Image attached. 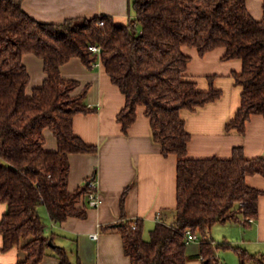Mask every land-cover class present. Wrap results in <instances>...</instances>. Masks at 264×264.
Returning <instances> with one entry per match:
<instances>
[{
    "label": "trees",
    "instance_id": "trees-1",
    "mask_svg": "<svg viewBox=\"0 0 264 264\" xmlns=\"http://www.w3.org/2000/svg\"><path fill=\"white\" fill-rule=\"evenodd\" d=\"M23 0H0V219L1 251L19 248L23 257L15 264H39L52 255L59 264L73 262L66 249L46 235L39 207L45 206L52 222L70 216L86 218V184L69 191L71 153H95L73 131L78 113L94 112L88 106V85L75 93L78 82L64 78L60 67L79 58L91 68L99 61L111 82L124 94L125 103L116 115L124 132L144 107L152 138L164 156H176V206L170 218L157 220L144 238V224L133 228L120 197V221L102 226L122 237L124 253L132 264H188L201 258L204 264H220L216 250L231 248L238 264H264V255L250 254L228 242L213 244L216 223H249L257 217L262 191L250 186L246 176L264 175V158H248L234 146L226 158H193L187 155L190 133L181 117L217 100L222 90L214 86L216 75H207L201 89L187 74L191 56L218 47L223 60L240 59L241 71L231 72L239 86L240 105L227 130L244 133L253 114L264 117V0L263 16L255 19L246 0H132L133 16L117 23L112 16L77 17L63 23L36 21L22 10ZM102 22V23H100ZM99 47V52L89 46ZM43 61L45 78L27 92L30 75L23 55ZM52 132L56 149L44 147V130ZM79 203H82L79 205ZM186 230L199 237V252L189 255Z\"/></svg>",
    "mask_w": 264,
    "mask_h": 264
},
{
    "label": "crops",
    "instance_id": "crops-1",
    "mask_svg": "<svg viewBox=\"0 0 264 264\" xmlns=\"http://www.w3.org/2000/svg\"><path fill=\"white\" fill-rule=\"evenodd\" d=\"M132 0H23L22 10L36 21L63 23L67 19L100 15L112 16L117 23H125L132 17ZM263 0H246L250 14L257 20L263 16ZM191 56L187 74L194 78L199 88L207 89V75H216L214 86L222 90L215 101L193 111L182 110L186 130L190 133L187 155L193 158L220 157L231 155L234 146H241L248 158H264V117L253 114L246 121L244 133L227 130L226 124L232 119L240 105L239 86L234 84L231 72L241 71V60H223L224 49L218 47L199 56L194 48L183 47ZM30 81L27 92L42 84L45 78L43 61L31 53L23 55ZM64 78L78 82L75 93L88 85L86 102L95 107L94 112L78 113L73 118V131L88 144H95V153H71L68 174V190L73 191L94 177L100 202L96 207H87L86 218L70 216L62 222L50 220L45 206L39 213L46 223V235H53V242L68 252L70 259L82 264H132L124 253L122 237L112 230H102V226L119 222L120 197L129 186L124 201L127 219H141L145 226H154L157 220L170 218L171 209L176 206V161L175 155L164 156L161 146L152 138L150 122L144 114V107H137L136 120L124 132L116 115L124 106L125 97L114 85L104 67L99 62L87 68L79 58H71L61 65ZM47 150L56 149V139L48 129L44 130ZM246 182L262 194L258 198V214L249 223L242 220L224 223L220 228L221 242L240 246L250 254L264 255V175L251 174ZM87 198H85V201ZM82 203H79L81 205ZM6 206L0 204V219ZM44 208V209H43ZM157 213H160L159 219ZM45 216V218H43ZM221 224V223H216ZM213 244L221 243L212 233ZM235 224V225H233ZM97 233V238L91 235ZM0 235V264H15L23 257L19 248L2 252ZM226 250H231L228 248ZM187 254L199 252V242L187 244ZM236 255V253L233 251ZM218 260L222 262L216 250ZM237 257V255H236ZM39 264H59V260L46 255ZM188 264H204L201 258L191 259ZM238 264V258H237ZM247 264H259L249 262Z\"/></svg>",
    "mask_w": 264,
    "mask_h": 264
},
{
    "label": "built area",
    "instance_id": "built-area-1",
    "mask_svg": "<svg viewBox=\"0 0 264 264\" xmlns=\"http://www.w3.org/2000/svg\"><path fill=\"white\" fill-rule=\"evenodd\" d=\"M102 23V22H100ZM89 48L92 50V51H95V52H99V47L95 46V45H90ZM99 63V61H96L94 63V65H97ZM86 186L88 187L89 191L86 195V203L89 207H96L99 202H100V196H99V193L96 189V183H95V179L94 177L92 178H89L86 180L85 182ZM160 217V213H157V218L159 219ZM137 219H134L132 220V223H131V226L134 228L137 224ZM252 221V220H250ZM92 238H97V233H94L91 235ZM185 239L187 242H191V241H197L199 242V237L197 234H193L190 230H186L185 232ZM222 264V263H220Z\"/></svg>",
    "mask_w": 264,
    "mask_h": 264
},
{
    "label": "rangeland",
    "instance_id": "rangeland-1",
    "mask_svg": "<svg viewBox=\"0 0 264 264\" xmlns=\"http://www.w3.org/2000/svg\"><path fill=\"white\" fill-rule=\"evenodd\" d=\"M40 209L42 207H39ZM44 209V208H43ZM43 218H45V216H43ZM46 219V218H45ZM235 225V224H233ZM228 225L227 224H216L212 230V233H214L213 235L215 236V238H218L217 241L221 242V237H222V232H220V228L221 229H225ZM153 226H145L144 228V238H148L149 236V230L152 228ZM222 243V242H221ZM218 255L221 258L222 262H226L227 264H237V257L236 255L233 253V251L231 250H226L224 248H219L218 249Z\"/></svg>",
    "mask_w": 264,
    "mask_h": 264
}]
</instances>
